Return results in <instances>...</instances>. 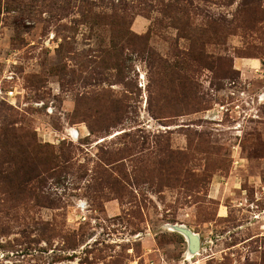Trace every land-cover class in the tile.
Segmentation results:
<instances>
[{"label":"rangeland","instance_id":"obj_1","mask_svg":"<svg viewBox=\"0 0 264 264\" xmlns=\"http://www.w3.org/2000/svg\"><path fill=\"white\" fill-rule=\"evenodd\" d=\"M0 264H264V0H0Z\"/></svg>","mask_w":264,"mask_h":264},{"label":"water","instance_id":"obj_2","mask_svg":"<svg viewBox=\"0 0 264 264\" xmlns=\"http://www.w3.org/2000/svg\"><path fill=\"white\" fill-rule=\"evenodd\" d=\"M175 229L178 230L181 234H184L186 237H188L190 249L192 253H196L200 247L199 237L184 227Z\"/></svg>","mask_w":264,"mask_h":264},{"label":"bare ground","instance_id":"obj_3","mask_svg":"<svg viewBox=\"0 0 264 264\" xmlns=\"http://www.w3.org/2000/svg\"><path fill=\"white\" fill-rule=\"evenodd\" d=\"M183 236H185L184 234H182ZM186 237V236H185ZM188 239V237H186Z\"/></svg>","mask_w":264,"mask_h":264}]
</instances>
